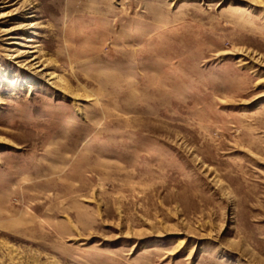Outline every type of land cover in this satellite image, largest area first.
I'll return each mask as SVG.
<instances>
[{"label":"rangeland","instance_id":"1","mask_svg":"<svg viewBox=\"0 0 264 264\" xmlns=\"http://www.w3.org/2000/svg\"><path fill=\"white\" fill-rule=\"evenodd\" d=\"M0 264H264V0H1Z\"/></svg>","mask_w":264,"mask_h":264},{"label":"bare ground","instance_id":"2","mask_svg":"<svg viewBox=\"0 0 264 264\" xmlns=\"http://www.w3.org/2000/svg\"><path fill=\"white\" fill-rule=\"evenodd\" d=\"M28 41H33V40L30 38ZM31 53H34L33 57H31V59L29 60L25 59L24 64H22L23 67H25V69L37 70L41 66L46 67V65H44L43 63V59L41 58V55H39L40 54L39 51L35 50V51H32ZM27 54L28 52L21 51V52H18V54L15 55L13 58H22V57H25ZM43 70H45V68L37 70V72H43Z\"/></svg>","mask_w":264,"mask_h":264}]
</instances>
